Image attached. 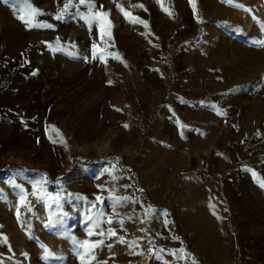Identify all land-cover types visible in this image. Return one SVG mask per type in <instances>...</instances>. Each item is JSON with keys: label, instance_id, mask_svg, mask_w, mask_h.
Segmentation results:
<instances>
[{"label": "rangeland", "instance_id": "obj_1", "mask_svg": "<svg viewBox=\"0 0 264 264\" xmlns=\"http://www.w3.org/2000/svg\"><path fill=\"white\" fill-rule=\"evenodd\" d=\"M65 2L0 0V264H264V0Z\"/></svg>", "mask_w": 264, "mask_h": 264}, {"label": "snow or ice", "instance_id": "obj_2", "mask_svg": "<svg viewBox=\"0 0 264 264\" xmlns=\"http://www.w3.org/2000/svg\"><path fill=\"white\" fill-rule=\"evenodd\" d=\"M113 2L115 3V0H113ZM222 2L230 4V5H234L236 7L239 8H244L243 4H234V0H222ZM190 3L192 4L193 9L195 10L196 8V3L195 0H190ZM80 5H84L86 8V12L82 14V18L85 20V22L87 23L89 29L92 28L93 24H97L99 26V33H100V39L101 41H103L106 45L105 49H100L99 45L96 43H93L92 48L94 50H98V51H94L92 53V59H100L102 62H104L105 64L107 63V60L105 59V53H106V48L109 46L107 44V40H105V37L108 38V40H111V27H112V23L111 20L109 19L110 17V12L109 11H105L103 5L101 4L99 6V8L97 9L96 4L93 2V0H88V3L86 4L85 0H77L76 4L73 5L71 3V0H66L64 7L65 9H68L70 7H75L77 9V15H81L79 13V6ZM117 8H119V10L124 14L125 17L130 18V22L136 24H142L145 27H148L147 22L140 19L139 17H135L132 16L131 12L125 10V8L117 3ZM136 7H143V5H135ZM28 7L31 9L30 15L31 17L34 19L36 16L40 15L41 13L39 12V10L35 7H33L31 4L28 5ZM169 16H172L173 13L171 12V10H169L168 8L164 9ZM246 11H251V9H245ZM145 11H147V9H145ZM62 18V17H60ZM199 19V17H197ZM19 19L22 20L23 22H25L26 24H28L30 27L35 26L32 24V21L30 19H26L24 15L19 16ZM50 27V26H49ZM257 44V46L259 47H264V40L261 41H257L255 42ZM74 47V46H73ZM72 56H76L77 54L75 52H70L69 53ZM107 55H112L114 59H120L121 62H123L122 57L119 56V54H113V53H107ZM83 59H89V57H82ZM126 66V64H125ZM112 82L109 81V84H111ZM120 109H117V111H119ZM218 114L220 115H226L225 112H220L218 111ZM124 127H128V125H124ZM204 133H200V135H203ZM181 135L183 136V133H181ZM186 139V137H184ZM61 142L66 144V141H63V139L61 138ZM117 163L119 162V158H116ZM112 170L114 171V166H112ZM105 171H108L107 169ZM253 175L255 176L256 173L253 172ZM115 179V177H113ZM261 184V187H264V181H259ZM16 187H19V185H16ZM102 190H103V186H101ZM34 195L36 193H33ZM114 203H113V208H115L116 205H121L125 202H128L131 200L130 197H126V196H115L113 195L112 197H110ZM79 199V198H78ZM96 201L99 203H103V199L100 196L96 197ZM21 204H26L27 201L25 200V197L22 195L21 196ZM90 207L95 208L96 207V203H92L90 205ZM214 208L213 206H210ZM215 214V213H214ZM66 215V214H65ZM164 215L167 216V212H164ZM17 216L19 217V211L17 210ZM219 218V217H218ZM92 217L89 216L88 220H91ZM112 218L108 217L107 219V223L111 224ZM121 225L123 224V221H120ZM165 223H168L167 220H165ZM50 226H53L52 222H50ZM88 235L92 236V235H97V236H105L107 235V237L110 239L111 237L117 236V232L114 229H109L107 231V234L104 231H99V232H93L92 230L88 231ZM68 239H71V242L73 244V251L75 253V255L80 259L81 264H89V261L86 259V255L87 256H91L92 259H95V256L93 255L94 250L97 248H101L104 247V241L103 240H99V241H95V242H90L88 240H84V241H78L76 240L74 237L68 236L66 237ZM178 239V237H177ZM118 242L120 243H128L130 248H134L135 246H137V242L136 241H132L131 243H129L128 241L124 240L123 237H119L118 238ZM107 247L111 248L112 245H106ZM42 248H44V255H43V259L48 261V260H53V259H63V257H57L55 256V254L47 248V246L45 245H41ZM81 249H84L85 251L82 252ZM163 251V250H161ZM180 256L179 258L181 259H188L191 258L192 259V264H196L195 258L192 257L191 253H188L186 250L184 249H180L179 250ZM133 254H140L142 255L143 253H135L133 252ZM170 255H177L176 252H170ZM157 259H160L161 257L158 254H155ZM103 264H107V262H103Z\"/></svg>", "mask_w": 264, "mask_h": 264}]
</instances>
